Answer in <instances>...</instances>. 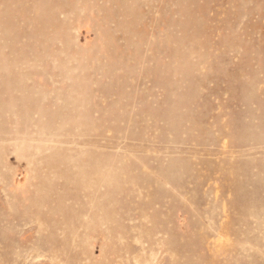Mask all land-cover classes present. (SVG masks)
<instances>
[{
  "label": "rangeland",
  "instance_id": "obj_1",
  "mask_svg": "<svg viewBox=\"0 0 264 264\" xmlns=\"http://www.w3.org/2000/svg\"><path fill=\"white\" fill-rule=\"evenodd\" d=\"M0 264H264V0H0Z\"/></svg>",
  "mask_w": 264,
  "mask_h": 264
}]
</instances>
